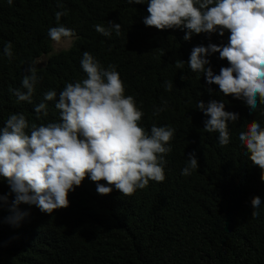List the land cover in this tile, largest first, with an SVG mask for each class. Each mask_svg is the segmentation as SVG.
Listing matches in <instances>:
<instances>
[{
	"label": "trees",
	"instance_id": "16d2710c",
	"mask_svg": "<svg viewBox=\"0 0 264 264\" xmlns=\"http://www.w3.org/2000/svg\"><path fill=\"white\" fill-rule=\"evenodd\" d=\"M66 11L57 22L55 13ZM147 2L127 0H0V127L11 114H24L30 124L60 119L55 101H47L48 116L37 119L35 105L49 90L59 93L67 83L86 78L81 67L85 51L107 68L114 65L125 83V95L134 96L144 116L140 126L176 129L165 154L163 182L149 181L131 196L113 186L108 195L97 192V183L86 177L70 192L69 207L51 215L35 205L21 204L27 213L18 222L10 218L14 196L0 177V264H264V181L252 164L238 136L252 120L264 127V104L255 111L242 99L224 96L216 84L208 85L203 73L192 72L188 60L196 46L227 44L214 33L193 34L186 30H157L143 23ZM121 24L120 34L110 37L94 25ZM62 24L76 36L67 48L51 51L50 27ZM11 42L13 56L4 55ZM50 52V53H49ZM49 53L37 67L39 79L32 102L19 101L9 89H20L27 68ZM214 74L229 66L219 53L206 57ZM179 61H184L182 67ZM172 82L167 91L165 83ZM208 88L213 91L209 93ZM225 103V110L239 113L228 122L230 142L221 146L218 133L204 130L205 116L199 101ZM166 102V103H165ZM163 108L158 115L154 111ZM251 112V114L249 113ZM195 152L198 168L182 175L188 154ZM107 186L105 181H100ZM261 205L253 209L251 200ZM259 213L253 216L252 212Z\"/></svg>",
	"mask_w": 264,
	"mask_h": 264
},
{
	"label": "clouds",
	"instance_id": "9594fccd",
	"mask_svg": "<svg viewBox=\"0 0 264 264\" xmlns=\"http://www.w3.org/2000/svg\"><path fill=\"white\" fill-rule=\"evenodd\" d=\"M129 4L147 2L148 15L143 23L157 30H186L188 41L193 34L205 33L221 37L229 32L227 44L209 43L193 48L188 60L192 72L203 73L208 85L216 84L224 96L242 99L251 111L264 104V0H127ZM13 0H8L11 5ZM66 11L55 13L57 22ZM110 27L94 25L95 31L110 37L113 30L120 34L121 24L108 22ZM48 36L59 44L62 39L75 38L74 29L58 23L48 29ZM4 55L12 58V44L7 43ZM219 53L227 67L214 74L206 58ZM86 78L67 83L59 93L49 90L43 101L35 105L37 119L48 116L47 101H55L60 119L46 124L29 122L24 114H11L0 127V177L14 196L10 218L18 222L27 213L18 211L21 204L35 205L51 215L55 210L69 207V193L81 186L88 177L97 183V192L108 195L116 190L131 196L144 189L149 181L163 182L165 154L172 151L170 142L176 129L152 125L150 132L140 126L144 112L132 95H125V83L114 65L105 68L93 55L85 51L80 61ZM184 61H179L182 67ZM20 89H9L19 101L32 102L35 86L41 77L35 63L30 64ZM167 81V91L172 90ZM211 93L213 90L208 88ZM166 103V102H165ZM197 108L209 119L204 130L218 133V142H230L228 122L239 119V113L225 110V103L210 100L198 102ZM154 111L158 115L163 111ZM251 114V112H249ZM250 161L261 170L264 181V127L257 120L247 124L238 136ZM195 154H188L182 175H191L198 168ZM100 181H105L107 186ZM8 196L0 195V201ZM253 209L261 205L259 196L251 200ZM253 216H258L256 211Z\"/></svg>",
	"mask_w": 264,
	"mask_h": 264
},
{
	"label": "rangeland",
	"instance_id": "374dc122",
	"mask_svg": "<svg viewBox=\"0 0 264 264\" xmlns=\"http://www.w3.org/2000/svg\"><path fill=\"white\" fill-rule=\"evenodd\" d=\"M71 41H68L67 39H62L59 44H57L56 42L52 41V43H51V51L50 52H54V51H57L59 49L67 48L69 46V44L71 43ZM49 53H44V54L38 56L33 62V63H35V66L38 67V66L43 65L45 60H46V58H47V56L49 55Z\"/></svg>",
	"mask_w": 264,
	"mask_h": 264
}]
</instances>
